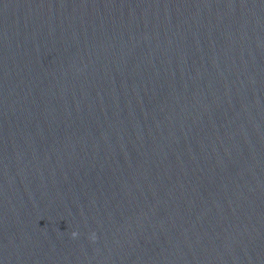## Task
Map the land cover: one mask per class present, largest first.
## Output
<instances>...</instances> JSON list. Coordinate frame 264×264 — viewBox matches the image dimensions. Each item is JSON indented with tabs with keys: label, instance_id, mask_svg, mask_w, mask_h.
I'll use <instances>...</instances> for the list:
<instances>
[{
	"label": "water",
	"instance_id": "95a60500",
	"mask_svg": "<svg viewBox=\"0 0 264 264\" xmlns=\"http://www.w3.org/2000/svg\"><path fill=\"white\" fill-rule=\"evenodd\" d=\"M0 264H264V0H0Z\"/></svg>",
	"mask_w": 264,
	"mask_h": 264
},
{
	"label": "clouds",
	"instance_id": "9594fccd",
	"mask_svg": "<svg viewBox=\"0 0 264 264\" xmlns=\"http://www.w3.org/2000/svg\"><path fill=\"white\" fill-rule=\"evenodd\" d=\"M71 235H72L73 237H75V236L77 235V233H76V232H72ZM91 238H92V239H95V234H92Z\"/></svg>",
	"mask_w": 264,
	"mask_h": 264
}]
</instances>
